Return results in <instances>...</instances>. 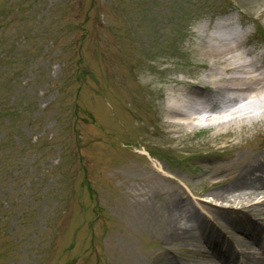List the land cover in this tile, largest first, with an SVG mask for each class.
Masks as SVG:
<instances>
[{
	"label": "rangeland",
	"instance_id": "obj_1",
	"mask_svg": "<svg viewBox=\"0 0 264 264\" xmlns=\"http://www.w3.org/2000/svg\"><path fill=\"white\" fill-rule=\"evenodd\" d=\"M259 7L0 0V264H264V187L220 201L234 177L209 174L264 161L262 108L228 129L186 106L198 127L164 122L167 99L216 75L198 26L231 17L261 57Z\"/></svg>",
	"mask_w": 264,
	"mask_h": 264
},
{
	"label": "bare ground",
	"instance_id": "obj_2",
	"mask_svg": "<svg viewBox=\"0 0 264 264\" xmlns=\"http://www.w3.org/2000/svg\"><path fill=\"white\" fill-rule=\"evenodd\" d=\"M259 8L261 16L264 15V7ZM223 20L215 22L213 31L209 35L206 34L203 25L198 26L199 31L204 30L206 38L203 41L205 50L201 53L200 60L203 62L202 65L207 66L208 70L212 67L215 68L213 73L216 75H213L212 79L203 85L198 82L190 84L191 89H188L185 94L189 98L188 100L174 99L175 97L167 99L164 110L167 116H165L164 122L172 127L179 128L180 125L182 129H185L199 126L198 122L194 123L196 118L192 117V113L182 110V107L185 106V108H191L200 115L198 120H205L208 123L214 122L216 128L228 129L235 122H238L239 126L246 125L243 122L240 123V118H243L240 114L250 107L262 108L261 114H264V52L261 57H258V53L254 51L241 52L244 36L234 32L231 23H224ZM236 52L237 54H235ZM231 108H233L232 111ZM203 114L204 117H201ZM254 119L256 121L261 120L260 117ZM246 132L247 129L240 134V137ZM217 134V132H212L213 136ZM257 156L260 157V153ZM243 158L244 156L239 157L231 164L218 165L217 170H214L215 167L211 168L209 174H212V177L220 171L225 172L228 180L234 178L212 191L210 195L223 201L229 199L227 195L235 190L240 191L244 187H255L256 189L264 187V178L255 174V172L264 174V161L255 158L251 164L242 165L244 163ZM240 159L243 162L238 165ZM168 201H176L171 192L168 193Z\"/></svg>",
	"mask_w": 264,
	"mask_h": 264
}]
</instances>
